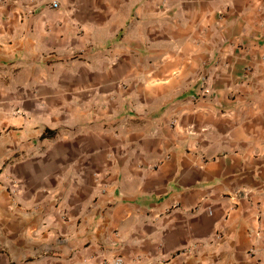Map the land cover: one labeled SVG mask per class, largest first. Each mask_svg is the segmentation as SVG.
Returning <instances> with one entry per match:
<instances>
[{
  "label": "crops",
  "instance_id": "crops-1",
  "mask_svg": "<svg viewBox=\"0 0 264 264\" xmlns=\"http://www.w3.org/2000/svg\"><path fill=\"white\" fill-rule=\"evenodd\" d=\"M53 1L0 0V264H264V0Z\"/></svg>",
  "mask_w": 264,
  "mask_h": 264
},
{
  "label": "built area",
  "instance_id": "built-area-1",
  "mask_svg": "<svg viewBox=\"0 0 264 264\" xmlns=\"http://www.w3.org/2000/svg\"><path fill=\"white\" fill-rule=\"evenodd\" d=\"M52 4L54 7H57L59 5L57 0L53 1ZM247 70H250V68L248 67ZM201 81H202V84L205 85L206 77H202ZM101 264H125V261L121 256L110 257V256L105 255L101 259Z\"/></svg>",
  "mask_w": 264,
  "mask_h": 264
}]
</instances>
